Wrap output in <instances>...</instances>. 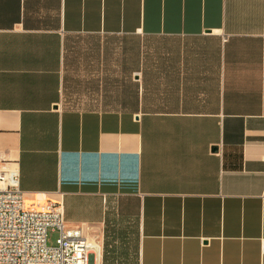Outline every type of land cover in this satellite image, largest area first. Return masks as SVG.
<instances>
[{
    "label": "crops",
    "instance_id": "1",
    "mask_svg": "<svg viewBox=\"0 0 264 264\" xmlns=\"http://www.w3.org/2000/svg\"><path fill=\"white\" fill-rule=\"evenodd\" d=\"M0 153L101 264H264V0H0Z\"/></svg>",
    "mask_w": 264,
    "mask_h": 264
},
{
    "label": "built area",
    "instance_id": "2",
    "mask_svg": "<svg viewBox=\"0 0 264 264\" xmlns=\"http://www.w3.org/2000/svg\"><path fill=\"white\" fill-rule=\"evenodd\" d=\"M19 169L0 153V264H101V245L87 225L67 226L61 203L28 208ZM50 232H58L49 246Z\"/></svg>",
    "mask_w": 264,
    "mask_h": 264
},
{
    "label": "rangeland",
    "instance_id": "3",
    "mask_svg": "<svg viewBox=\"0 0 264 264\" xmlns=\"http://www.w3.org/2000/svg\"><path fill=\"white\" fill-rule=\"evenodd\" d=\"M58 239V232H50L49 234V246H55Z\"/></svg>",
    "mask_w": 264,
    "mask_h": 264
},
{
    "label": "bare ground",
    "instance_id": "4",
    "mask_svg": "<svg viewBox=\"0 0 264 264\" xmlns=\"http://www.w3.org/2000/svg\"><path fill=\"white\" fill-rule=\"evenodd\" d=\"M26 205H27V207L28 208H35V209H38V210H40L41 208H42V206L41 207H39L38 205H33V204H29V203H26Z\"/></svg>",
    "mask_w": 264,
    "mask_h": 264
}]
</instances>
